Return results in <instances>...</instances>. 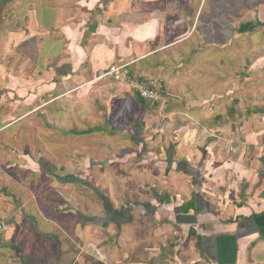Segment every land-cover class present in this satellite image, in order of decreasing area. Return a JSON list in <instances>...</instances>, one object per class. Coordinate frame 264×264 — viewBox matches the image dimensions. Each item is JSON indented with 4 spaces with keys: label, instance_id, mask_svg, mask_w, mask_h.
Listing matches in <instances>:
<instances>
[{
    "label": "crops",
    "instance_id": "crops-1",
    "mask_svg": "<svg viewBox=\"0 0 264 264\" xmlns=\"http://www.w3.org/2000/svg\"><path fill=\"white\" fill-rule=\"evenodd\" d=\"M251 13L264 0H0V120L131 61L163 79L153 104L166 109L109 198L99 182L65 183L35 231L5 230L19 246L7 264H264V39L246 35Z\"/></svg>",
    "mask_w": 264,
    "mask_h": 264
},
{
    "label": "rangeland",
    "instance_id": "rangeland-1",
    "mask_svg": "<svg viewBox=\"0 0 264 264\" xmlns=\"http://www.w3.org/2000/svg\"><path fill=\"white\" fill-rule=\"evenodd\" d=\"M259 16L250 14L253 26L246 33L254 40L264 39V13ZM62 93L58 90L40 100L45 103L42 108L26 109V119L0 120V222L4 225L0 264H7L8 256L17 260L19 248L5 230H16L20 221L28 220L35 231V222L61 210L60 205L49 204L61 195L59 186L65 184L57 177L75 176L90 186L99 182L104 188L101 194L109 198L114 182L128 174L120 173L116 166L133 165L131 159L139 148L133 138H140L139 133L152 134V129L157 136L162 133L166 109L161 104L140 103L137 94L122 83L96 77L75 91ZM82 187L76 183L73 190L82 191ZM36 246L33 252L38 250ZM23 259L28 260L25 255Z\"/></svg>",
    "mask_w": 264,
    "mask_h": 264
},
{
    "label": "built area",
    "instance_id": "built-area-1",
    "mask_svg": "<svg viewBox=\"0 0 264 264\" xmlns=\"http://www.w3.org/2000/svg\"><path fill=\"white\" fill-rule=\"evenodd\" d=\"M135 61L112 65L105 69L98 79H112L117 83H122L133 90L142 100L150 103H160L163 101L162 91L164 81L162 78L156 77L146 72L136 69L133 70ZM233 140L230 143L233 144ZM264 157V145L262 147ZM235 151V149H231Z\"/></svg>",
    "mask_w": 264,
    "mask_h": 264
},
{
    "label": "trees",
    "instance_id": "trees-1",
    "mask_svg": "<svg viewBox=\"0 0 264 264\" xmlns=\"http://www.w3.org/2000/svg\"><path fill=\"white\" fill-rule=\"evenodd\" d=\"M139 97V96H138ZM139 102L140 103H142L143 104V102H144V100H142V99H140V97H139ZM133 140L136 142H138V140H137V138H133ZM56 179H58L59 181H63V183L65 182V183H77V182H83L82 180H78L75 176H73V177H68V178H66V179H63V178H61V177H57ZM86 186H88V184H86ZM112 211V210H111Z\"/></svg>",
    "mask_w": 264,
    "mask_h": 264
},
{
    "label": "water",
    "instance_id": "water-1",
    "mask_svg": "<svg viewBox=\"0 0 264 264\" xmlns=\"http://www.w3.org/2000/svg\"><path fill=\"white\" fill-rule=\"evenodd\" d=\"M4 228L3 223L0 222V230H2Z\"/></svg>",
    "mask_w": 264,
    "mask_h": 264
}]
</instances>
